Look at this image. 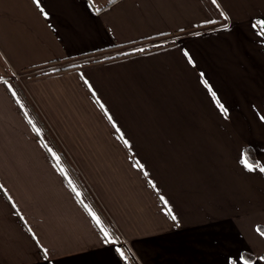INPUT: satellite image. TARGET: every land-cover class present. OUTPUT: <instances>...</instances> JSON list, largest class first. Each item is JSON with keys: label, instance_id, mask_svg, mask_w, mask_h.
<instances>
[{"label": "crops", "instance_id": "0c3cea01", "mask_svg": "<svg viewBox=\"0 0 264 264\" xmlns=\"http://www.w3.org/2000/svg\"><path fill=\"white\" fill-rule=\"evenodd\" d=\"M40 3L0 0V264H264V0Z\"/></svg>", "mask_w": 264, "mask_h": 264}, {"label": "snow or ice", "instance_id": "6c2138e0", "mask_svg": "<svg viewBox=\"0 0 264 264\" xmlns=\"http://www.w3.org/2000/svg\"><path fill=\"white\" fill-rule=\"evenodd\" d=\"M34 3L37 5V7L40 8L41 12H43V14L47 17L48 13L44 11L43 7L41 6V3H40V0H34ZM213 3H216V0H213ZM221 15H223V13H221ZM261 26L262 28V32L261 34H264V20H260L256 23L253 24V27H257V26ZM225 27H227L225 25ZM187 55V52L185 53ZM190 59V62H191V58ZM205 83H207L205 81ZM213 95L215 96V93H213ZM222 107V105H221ZM109 119L111 120V117L109 116ZM123 139V137H121ZM124 143L127 145L128 144V141L125 140ZM245 167H247L249 170H255V169H259L260 171L264 172V165H261V164H257L256 162L254 161H250V159L248 158L247 156V153L245 152L243 155H242V161H241ZM139 167H143L142 165H139ZM63 171V170H61ZM93 217L96 219V222L99 224V218L95 216V213H92ZM173 219H175V217L173 216L172 217ZM109 234L107 232H105V236H108ZM117 251L120 253L121 257H124V252L122 249H117ZM45 256H47V250H45ZM126 259V257H125ZM244 264H250V262L248 260H245L244 261Z\"/></svg>", "mask_w": 264, "mask_h": 264}, {"label": "trees", "instance_id": "16d2710c", "mask_svg": "<svg viewBox=\"0 0 264 264\" xmlns=\"http://www.w3.org/2000/svg\"><path fill=\"white\" fill-rule=\"evenodd\" d=\"M245 152L247 153V156L250 159V161L256 162V160L254 158V155H253L252 151L249 148H245L244 153ZM244 255L247 256V254H244Z\"/></svg>", "mask_w": 264, "mask_h": 264}, {"label": "built area", "instance_id": "2783aa9c", "mask_svg": "<svg viewBox=\"0 0 264 264\" xmlns=\"http://www.w3.org/2000/svg\"><path fill=\"white\" fill-rule=\"evenodd\" d=\"M124 243V246H126L127 247V249L130 251V249H129V247H128V245H127V243L125 242V241H123ZM130 253H131V251H130ZM132 254V253H131ZM135 262L138 264V262L135 260Z\"/></svg>", "mask_w": 264, "mask_h": 264}, {"label": "rangeland", "instance_id": "374dc122", "mask_svg": "<svg viewBox=\"0 0 264 264\" xmlns=\"http://www.w3.org/2000/svg\"><path fill=\"white\" fill-rule=\"evenodd\" d=\"M18 76H19V75H18ZM14 79H15V78L12 76V78H11L10 80H11V81H14ZM15 80H17V79H15Z\"/></svg>", "mask_w": 264, "mask_h": 264}]
</instances>
